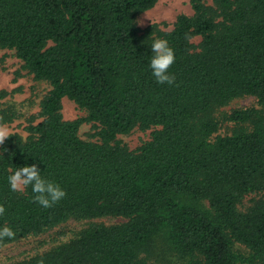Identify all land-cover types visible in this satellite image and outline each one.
<instances>
[{
  "label": "trees",
  "instance_id": "1",
  "mask_svg": "<svg viewBox=\"0 0 264 264\" xmlns=\"http://www.w3.org/2000/svg\"><path fill=\"white\" fill-rule=\"evenodd\" d=\"M189 1L194 14L171 31L140 33L137 16L158 0H0V48L51 85L43 119L2 146L0 225L16 236L0 247L71 217L127 219L92 223L15 264H239L236 242L264 264V112L237 109L230 119L248 125L214 137L217 108L244 96L264 107V0ZM157 38L174 49V85L148 67ZM65 97L99 124L101 142L80 137L83 119H64ZM137 126L160 128L131 150L117 137ZM32 163L66 190L51 208L32 202L30 187L9 188L10 172Z\"/></svg>",
  "mask_w": 264,
  "mask_h": 264
},
{
  "label": "rangeland",
  "instance_id": "2",
  "mask_svg": "<svg viewBox=\"0 0 264 264\" xmlns=\"http://www.w3.org/2000/svg\"><path fill=\"white\" fill-rule=\"evenodd\" d=\"M207 5L217 8L215 0H205ZM192 16L194 10L189 0H158V2L147 11L140 13L136 23L140 33L152 24H157L160 31H171L180 15ZM220 18L218 19V21ZM157 35V34H156ZM155 35V36H156ZM201 36H195L192 42L199 44ZM51 89L46 80H37L33 74L23 67V62L16 56L15 50L0 48V125L7 126L13 133L26 139L29 135L26 128L31 124H37L43 119L41 115V103L45 95ZM255 107L264 112V107L258 105L254 96L237 98L225 106L215 110L214 116L221 122L217 135L232 134L248 124H240L230 119L233 111ZM62 114L65 120L83 119L79 129L81 138L99 143L98 132L100 126L93 121L85 120L88 117L86 110L80 108L73 100L65 97L62 101ZM160 127L142 129L137 126L129 134H120L118 139L126 144L129 149L136 150L152 138V132ZM9 137V138H10ZM8 139V138H7ZM2 146H0V153ZM256 196H248L245 204L249 206L251 200ZM206 206L208 205L205 202ZM127 221L124 217L105 216L94 219L68 218L63 223L48 229L40 235L23 237L20 240L0 247V264H15L28 260L33 256L44 253L59 244L71 241L74 236L92 223L112 225ZM235 250L243 255L239 264H251L252 257L250 249L242 243L234 244ZM149 264H157L156 258L150 256Z\"/></svg>",
  "mask_w": 264,
  "mask_h": 264
},
{
  "label": "clouds",
  "instance_id": "3",
  "mask_svg": "<svg viewBox=\"0 0 264 264\" xmlns=\"http://www.w3.org/2000/svg\"><path fill=\"white\" fill-rule=\"evenodd\" d=\"M151 54L149 56V69L151 75L158 84L174 85L175 75L170 71L175 63L176 56L174 49L167 39L157 38L150 44ZM13 133L5 125H0V146ZM9 188L12 192H23L31 188L32 202L44 209L62 201L67 193L66 190L56 181L48 179L41 174V170L36 163L24 164L12 170L7 176ZM6 208L0 204V216H3ZM15 231L7 225H0V240L15 238ZM43 264V261L40 262Z\"/></svg>",
  "mask_w": 264,
  "mask_h": 264
}]
</instances>
